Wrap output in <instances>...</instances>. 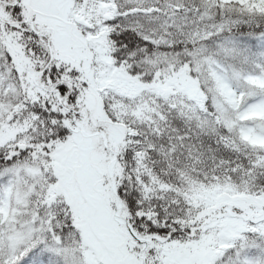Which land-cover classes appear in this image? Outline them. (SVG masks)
I'll list each match as a JSON object with an SVG mask.
<instances>
[{
    "label": "snow or ice",
    "instance_id": "snow-or-ice-1",
    "mask_svg": "<svg viewBox=\"0 0 264 264\" xmlns=\"http://www.w3.org/2000/svg\"><path fill=\"white\" fill-rule=\"evenodd\" d=\"M254 35L264 0H0V264H264Z\"/></svg>",
    "mask_w": 264,
    "mask_h": 264
},
{
    "label": "trees",
    "instance_id": "trees-1",
    "mask_svg": "<svg viewBox=\"0 0 264 264\" xmlns=\"http://www.w3.org/2000/svg\"><path fill=\"white\" fill-rule=\"evenodd\" d=\"M248 39H255L256 40V45L252 48V51L254 53H258L259 51L264 50V41H261V39L258 35L250 36V37H248ZM213 47H214V45H213ZM250 115L253 117H256V118L264 119V111H261L259 114H256V112H253ZM250 139H251L252 143L257 144L256 142H254V140H252V138H250ZM213 145H214V141H213Z\"/></svg>",
    "mask_w": 264,
    "mask_h": 264
},
{
    "label": "rangeland",
    "instance_id": "rangeland-1",
    "mask_svg": "<svg viewBox=\"0 0 264 264\" xmlns=\"http://www.w3.org/2000/svg\"><path fill=\"white\" fill-rule=\"evenodd\" d=\"M261 111H257L256 114H259ZM251 114V113H250ZM252 140L257 144L264 145V137H252Z\"/></svg>",
    "mask_w": 264,
    "mask_h": 264
}]
</instances>
